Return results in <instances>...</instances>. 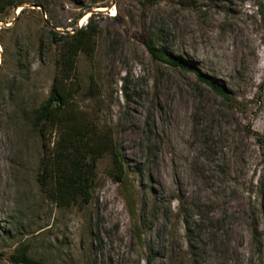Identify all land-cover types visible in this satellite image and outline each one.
Listing matches in <instances>:
<instances>
[{
	"label": "rangeland",
	"instance_id": "1",
	"mask_svg": "<svg viewBox=\"0 0 264 264\" xmlns=\"http://www.w3.org/2000/svg\"><path fill=\"white\" fill-rule=\"evenodd\" d=\"M21 1L0 17V264L22 244L46 264H264V0ZM92 14L77 101L112 129L127 176L107 156L91 202L59 208L31 117L56 70L50 30ZM154 32L227 97L153 60Z\"/></svg>",
	"mask_w": 264,
	"mask_h": 264
},
{
	"label": "trees",
	"instance_id": "2",
	"mask_svg": "<svg viewBox=\"0 0 264 264\" xmlns=\"http://www.w3.org/2000/svg\"><path fill=\"white\" fill-rule=\"evenodd\" d=\"M148 1L154 3L157 0ZM21 5V0H0V17L8 9ZM99 29L100 24L92 14L85 26L75 27L71 32H61L54 27L50 30L51 42L58 48L56 70L48 97L39 108L33 110L31 120L42 142L38 183L59 208H70L78 202H91L98 163L107 156L112 159V177L122 183L127 176L126 158L119 149L112 129H105L96 119L89 117L77 101L82 91L79 58L85 55L93 60ZM162 35L161 32H154L143 40L153 60L182 72H193L200 82L218 95L227 97L226 90L214 80L203 77L191 61L171 53ZM97 91L91 78L88 97L94 98ZM30 251L29 244L20 245L11 256V261L14 264H46L33 257Z\"/></svg>",
	"mask_w": 264,
	"mask_h": 264
},
{
	"label": "water",
	"instance_id": "3",
	"mask_svg": "<svg viewBox=\"0 0 264 264\" xmlns=\"http://www.w3.org/2000/svg\"><path fill=\"white\" fill-rule=\"evenodd\" d=\"M47 24L50 25L49 22H47Z\"/></svg>",
	"mask_w": 264,
	"mask_h": 264
}]
</instances>
